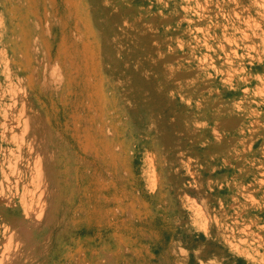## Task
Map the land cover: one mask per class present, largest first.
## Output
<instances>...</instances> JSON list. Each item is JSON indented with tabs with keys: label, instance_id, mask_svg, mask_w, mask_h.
<instances>
[{
	"label": "rangeland",
	"instance_id": "obj_1",
	"mask_svg": "<svg viewBox=\"0 0 264 264\" xmlns=\"http://www.w3.org/2000/svg\"><path fill=\"white\" fill-rule=\"evenodd\" d=\"M0 264H264V0H0Z\"/></svg>",
	"mask_w": 264,
	"mask_h": 264
},
{
	"label": "bare ground",
	"instance_id": "obj_2",
	"mask_svg": "<svg viewBox=\"0 0 264 264\" xmlns=\"http://www.w3.org/2000/svg\"><path fill=\"white\" fill-rule=\"evenodd\" d=\"M28 120V119H27ZM25 126V125H24ZM27 126V125H26Z\"/></svg>",
	"mask_w": 264,
	"mask_h": 264
},
{
	"label": "crops",
	"instance_id": "obj_3",
	"mask_svg": "<svg viewBox=\"0 0 264 264\" xmlns=\"http://www.w3.org/2000/svg\"><path fill=\"white\" fill-rule=\"evenodd\" d=\"M160 244V243H159Z\"/></svg>",
	"mask_w": 264,
	"mask_h": 264
}]
</instances>
